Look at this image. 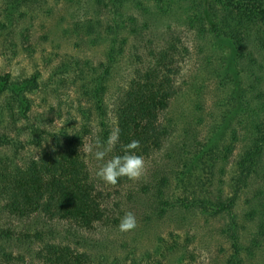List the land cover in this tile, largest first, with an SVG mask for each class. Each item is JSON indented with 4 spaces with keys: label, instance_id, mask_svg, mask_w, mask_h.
Returning a JSON list of instances; mask_svg holds the SVG:
<instances>
[{
    "label": "rangeland",
    "instance_id": "1",
    "mask_svg": "<svg viewBox=\"0 0 264 264\" xmlns=\"http://www.w3.org/2000/svg\"><path fill=\"white\" fill-rule=\"evenodd\" d=\"M215 16L217 0H0V79L36 83L22 90L25 117L15 93L0 94V264H44L39 255L49 246L84 256L83 264H264V178L239 167L255 142L251 113L259 103L249 86L264 96V61L248 47L256 65L243 69L252 64L239 62L236 40L211 31ZM170 46L176 94L160 117L169 135L144 157L139 179L109 185L95 175L102 163L95 142L102 132L116 136L120 95ZM109 62L99 112L95 96ZM82 134L103 219L84 229L11 216L2 172ZM127 212L137 227L120 232Z\"/></svg>",
    "mask_w": 264,
    "mask_h": 264
},
{
    "label": "trees",
    "instance_id": "2",
    "mask_svg": "<svg viewBox=\"0 0 264 264\" xmlns=\"http://www.w3.org/2000/svg\"><path fill=\"white\" fill-rule=\"evenodd\" d=\"M217 4L221 9V18L215 16L218 26L213 25L211 31L219 35L227 30L230 38L236 40L240 52L239 62L250 61L249 63L252 64V66L244 64L243 69H251L256 65L252 63L251 58L254 56L249 52L248 47L260 54L264 61V0H217ZM201 16L202 20L209 23L208 13L202 12ZM112 29H115V26ZM117 31L119 32V28ZM117 31L112 32L116 34ZM172 49L173 47L170 46L156 53L153 56L154 65L142 73L138 72L120 95L115 113L118 143L111 154L109 153V158L112 155L122 154L123 146L131 140L140 141L138 152L146 157L153 151L159 150L167 139L169 132L163 128L160 117L167 111L176 94L174 75L177 74L178 69ZM246 56L248 58H245ZM110 58L113 59L112 54ZM110 64L109 62V66L102 69L105 76L102 77L95 96L99 112L104 110L102 98L104 92L100 90L106 82ZM262 82L263 79L260 78L259 84ZM24 83L26 85L10 84L7 80L0 79V94L15 93L17 108L23 117L26 116L27 100L21 98L22 90L27 89L28 85L36 86L34 81ZM249 88L251 89L249 94L257 99L254 102L259 103L255 104L256 108L252 109L251 113L250 135L255 142L239 167L249 165V177L264 178V123L260 116L264 113L262 100L264 96L256 92V87L249 86ZM240 99H242L240 106L244 104L241 107H244L246 110L244 113H247L251 100L245 95ZM103 116L104 113H100V125L106 131ZM108 137L109 132L100 133V141L105 142ZM82 139L83 134L71 136L62 143L57 141L56 147L44 153L39 159L23 167L5 169L2 172V193L5 195L6 210L11 216L26 218L39 214L50 221L69 220L84 229H91L95 223L103 219L102 195L95 192L87 166L81 156ZM129 181L124 177L117 184ZM39 257L44 264L84 263V256L75 254L68 248L57 246H49L46 250H42Z\"/></svg>",
    "mask_w": 264,
    "mask_h": 264
},
{
    "label": "clouds",
    "instance_id": "3",
    "mask_svg": "<svg viewBox=\"0 0 264 264\" xmlns=\"http://www.w3.org/2000/svg\"><path fill=\"white\" fill-rule=\"evenodd\" d=\"M118 143V136H109L107 141L95 142L93 152L94 159L100 163L95 175L109 185H116L121 178L126 177L129 180L139 179L145 169V158L139 154V140H131L123 146L122 154L112 155L106 159L108 154L113 151ZM92 151V148L89 149ZM137 227V219L132 212H127L120 219L118 230L120 232H130Z\"/></svg>",
    "mask_w": 264,
    "mask_h": 264
}]
</instances>
